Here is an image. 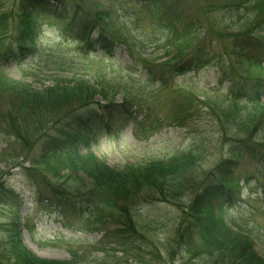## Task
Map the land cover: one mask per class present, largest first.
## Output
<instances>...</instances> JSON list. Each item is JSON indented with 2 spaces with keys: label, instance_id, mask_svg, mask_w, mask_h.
Segmentation results:
<instances>
[{
  "label": "rangeland",
  "instance_id": "1",
  "mask_svg": "<svg viewBox=\"0 0 264 264\" xmlns=\"http://www.w3.org/2000/svg\"><path fill=\"white\" fill-rule=\"evenodd\" d=\"M166 1L181 5L182 14L175 16L174 23L178 30H186L189 38L170 34L160 16L149 20L143 13L137 22L136 17L124 12L129 0H77L79 9L72 11L83 13L85 21L105 10L117 12L118 23L126 26L122 39L118 38L124 45L113 49L103 41L99 48L83 51L72 37L75 27L70 26V20L38 13L33 52L20 63L10 61L0 69V186L5 195L0 200V264L15 262L5 246L11 234L29 254L60 264H234L197 234L187 235L185 243L182 240L179 244L176 239L189 221L188 211L206 176L230 158L231 150L247 145L255 151L264 142V93L259 104L234 105L227 100L228 77L222 78L219 68L208 66L183 75L173 70L180 64L175 60L181 54L190 56L192 48L201 42L225 57L230 39L237 35L250 31L264 38V0ZM16 7V0H0V26L9 27L6 40L0 41V55L17 36L16 23L5 16L16 17L17 12L10 13ZM52 7L60 5L53 3ZM232 7V11L227 10ZM170 62L172 72H168L167 85L160 90L149 81L147 70ZM239 71H247L246 75L254 78L264 77V65L254 71ZM78 83L115 86L118 92L109 94L118 103L131 97L139 101L141 108L134 111L142 124H131L115 135L103 134L98 145L89 150L79 148L74 168L70 160L60 167L53 165L57 179L50 176V184L61 186L80 177L82 181L76 186L83 183L91 187L87 175L77 169L91 154L117 172L158 164L174 166L190 155L193 163L175 167L176 173L184 175L177 177L183 182L177 201L167 202L157 192L145 189L138 193L134 207L128 206V216L116 218L108 210L116 219L103 222L104 215L98 213L100 224L90 228L63 218L46 202L38 203L39 198L52 196L50 185L37 178L33 160L39 155V146L33 141L22 146L9 130V119L20 117L14 88L27 86L36 91L72 88ZM142 93L144 97L137 99ZM174 117L184 127L172 122ZM248 160L240 168L244 181L235 205L216 218L235 232L245 231L255 252L264 258V180L253 177L254 167ZM82 189L85 192L86 188ZM129 216L137 230L133 243L120 223ZM226 243L222 241L224 246Z\"/></svg>",
  "mask_w": 264,
  "mask_h": 264
},
{
  "label": "trees",
  "instance_id": "2",
  "mask_svg": "<svg viewBox=\"0 0 264 264\" xmlns=\"http://www.w3.org/2000/svg\"><path fill=\"white\" fill-rule=\"evenodd\" d=\"M223 1L227 2V0ZM207 2L204 1V4L207 5ZM53 3L59 4L60 8L52 7ZM16 4L15 10L10 12L12 14L17 12L16 17L10 14L5 16L13 18L17 36L12 39L8 50L0 55V69L10 61L20 63L33 52L38 35L35 24L38 13L70 20L72 22L70 26L75 27L72 30V37L80 43L83 51L88 52L99 48L103 41L106 46L108 42L113 49L124 45L119 39H122L121 35L126 26L123 28L118 23L120 18L117 17V12L105 10L104 13L90 15L85 21L83 13L79 15L72 11V9H79L77 0H16ZM180 7L181 5L177 2L167 3L166 0H129L124 12L131 17H136L137 22L141 20L139 16L143 13H146L144 15L149 20L160 16L164 22L162 26L170 34L189 38L190 34L186 30H178L177 24L174 23L175 16L180 17L182 14ZM232 9L234 7L227 10L232 11ZM8 28L5 24L0 26V41L6 40ZM92 36L95 39H92ZM241 38L243 40H237ZM125 43H128L126 39ZM227 49L229 52L223 57L217 49L209 48L201 42L192 48L190 56L184 57V54H181L175 60L180 61V64H177L178 66L175 64L173 72L183 75L198 72L208 66H215L219 68L222 78L226 75L228 77L230 88L227 100L234 105L259 104L264 93V77L254 78L250 74L246 75L247 71L239 70L254 71L262 68L264 38L249 31L230 39ZM173 62L157 67L151 66L147 70L149 81L159 85L160 90L167 85L166 75L172 72ZM242 75L247 78H243ZM113 91L118 92V89L115 86L105 87L103 84L88 83H78L72 88L57 86L44 90L36 89V91L30 90L27 86L14 88L16 101L20 103L18 106L20 117L16 120L9 119L11 123L9 130L22 143V146L26 144L28 146L30 141H33L37 148L39 146V155L33 160L37 178L39 177L42 183L50 185L48 191L52 196L39 198L38 203L46 202L48 207L59 212L63 218L80 221L84 227L89 228L100 224L98 213L104 215L103 222L111 218H125L128 214V206L134 207L138 193L145 189L157 192L167 202L177 201L182 196L180 191L183 182L180 179L177 180V177L182 174L176 173V168L181 165H190L194 159L187 155L181 164L174 166L158 164L117 172L100 163L91 154L80 168L77 166L78 170L87 175L86 179L91 182V187L83 183L76 186L82 181L80 177H74L71 182H64L61 186H52L49 177L57 179L53 172L55 171V168H52L53 165L60 167L62 164H69L67 160H70L69 165L74 168L79 148L84 147L89 150L90 146L98 145V139L103 134L115 135L131 124H135L136 127L142 124L138 122L139 116L134 111L141 108L139 101L131 97L118 103L109 94ZM141 97H144L143 93L136 96L137 99H142ZM172 122L184 127L176 121L175 117ZM246 146L231 150L230 158L222 162L201 182L188 211L189 221L181 229L182 232L178 233L176 242L180 244L183 240L185 243L187 235L192 237V234H197L207 245L211 244L212 249L223 258H231L234 264H264V258L255 252L253 243L245 231L235 232L222 224L221 218H216L220 217L225 209L235 205L244 181L240 175V168L248 159L249 163L251 159L254 167L253 177L258 181H261V178L264 180V142L258 144L255 151L248 146L245 149ZM82 188L86 190L88 188V190L84 192ZM2 191L0 186V200L5 199ZM108 210H112L116 218L108 213ZM216 219L221 223L219 224ZM120 223L128 234V239H132V243L136 241L137 230L134 220L130 217L126 222L120 221ZM8 239L9 242L5 246L9 248L10 255L15 258L14 264H60L29 254L21 247L15 234H11ZM222 241L228 243L224 246Z\"/></svg>",
  "mask_w": 264,
  "mask_h": 264
}]
</instances>
